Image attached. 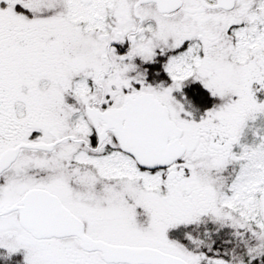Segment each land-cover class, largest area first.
I'll return each instance as SVG.
<instances>
[{
	"label": "snow or ice",
	"instance_id": "6c2138e0",
	"mask_svg": "<svg viewBox=\"0 0 264 264\" xmlns=\"http://www.w3.org/2000/svg\"><path fill=\"white\" fill-rule=\"evenodd\" d=\"M0 264H264V0H0Z\"/></svg>",
	"mask_w": 264,
	"mask_h": 264
}]
</instances>
